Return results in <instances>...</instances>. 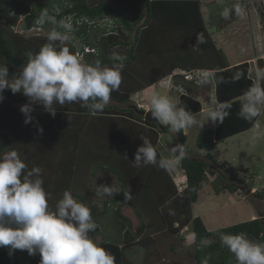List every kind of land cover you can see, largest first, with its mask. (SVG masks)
<instances>
[{"label": "trees", "instance_id": "1", "mask_svg": "<svg viewBox=\"0 0 264 264\" xmlns=\"http://www.w3.org/2000/svg\"><path fill=\"white\" fill-rule=\"evenodd\" d=\"M238 2L245 5V0H236L233 5ZM5 3L9 11L25 16L26 27L32 25L44 8L57 20L65 14L91 20L114 19L120 26L116 34L104 37L88 30L85 25L75 24L73 34L82 43L97 49V54L85 55L89 63L99 59L110 66L113 52L127 56L119 89L111 93L109 104L96 116H90L88 109L78 103L57 105L55 116L47 113L42 105H33L31 115L35 119L25 125L20 107L28 103V98L7 89L2 93L0 154L16 150L29 170L33 166L43 169L44 188L52 197L50 206H55L65 190H71L75 199L91 209L97 228L90 236L95 239L102 235L98 244L115 256L116 264H130L123 253L125 246H121V232H124L123 240L131 237L129 247L143 249L144 259L140 264H148L147 260L153 257L151 249L157 250L164 245L177 248L184 241L183 230L188 228L196 234L190 255L196 264H203L205 260L207 264H236L233 254L221 243V234L245 232L250 239L264 242V213L262 218L213 231H208L201 218L192 214L198 193L207 184L213 187L216 195L224 191L233 194L243 188L251 190L235 174L238 180L232 182L229 179L233 174L230 165L217 162L209 150L217 142L252 128L256 120H247L240 115L243 94L253 84L248 77V64L227 67L204 26L199 0H43L38 4H34V0H0V8ZM55 6L65 7L59 15H54L52 9ZM237 18L235 12L228 20L221 17L217 28L223 29ZM51 29L48 28V32ZM197 33H203L206 42L200 45L201 51L193 52L191 49L196 44ZM92 36L94 39L91 41ZM46 42L47 36L25 37L12 32L0 17V62H7L10 76L27 63L29 53H38ZM69 46L75 51L72 42ZM257 62L264 65L261 59ZM176 69L184 73H212L209 80L214 83L216 99L229 105L227 109H220L227 115L216 120L214 129L207 128L198 133L196 148L207 150L201 157L190 151L183 130L177 132L168 125L160 128L151 112L141 115L143 111L132 103L137 93L168 77L182 78L181 75H172ZM239 71L244 72V76L235 79ZM187 101H190L189 96H183L181 102ZM190 103L195 106L194 102ZM197 111L198 108L193 112ZM38 127L43 128L42 134ZM169 131H174L177 144H184L188 153L179 163L185 184L181 192H178L179 184H175L166 166L158 163L135 167L132 164L137 148L143 143L141 138L147 137L156 146L158 136ZM158 161H163L159 152ZM85 169L91 174L98 169L107 170L115 176L120 193L103 201L101 207L78 195L73 185ZM129 189L133 199L125 201L123 193ZM248 196L264 200V191ZM125 206L133 210L140 223L138 232L134 234L130 221L122 215ZM107 214L116 219L112 222L119 232L117 240L106 239L102 234L101 224L109 226V222L105 224L103 221ZM113 226L111 229L114 230ZM8 252V248H0V264L40 262L38 254L29 256L26 251L14 250L9 256Z\"/></svg>", "mask_w": 264, "mask_h": 264}, {"label": "clouds", "instance_id": "2", "mask_svg": "<svg viewBox=\"0 0 264 264\" xmlns=\"http://www.w3.org/2000/svg\"><path fill=\"white\" fill-rule=\"evenodd\" d=\"M243 11V3L238 2L225 7L220 15L228 20L233 12L242 15ZM35 24L41 29L46 24L53 26L47 32V42L38 53H29L27 63L11 76L7 62H0V102L4 100L2 93L6 89L27 97L28 103L20 107L25 125L35 119L31 115L33 105H42L52 116L56 114L57 105L72 103L87 108L90 116L102 113L110 102L111 93L121 85L127 56L113 52L110 66L99 59L89 63L69 46L76 31L71 17L57 20L44 8ZM205 42L204 34L197 33L191 50L201 51L200 45ZM249 72L254 73V82L243 94L240 115L253 120L264 113V65L257 62ZM243 76L244 72L239 71L235 79ZM198 83L202 85L206 81ZM228 107L227 102L221 103V108ZM150 112L160 124L177 132L197 123L194 114L182 106L178 98L169 95L153 93ZM226 115V111L214 110L210 119L222 120ZM37 130L43 133L42 127ZM141 139L143 143L137 148L132 163L135 167L160 163L171 168L188 154L184 144H176L169 151V160L158 161L156 146L147 137ZM116 193L120 192L113 184L95 188V196L99 198L113 197ZM123 195L125 201L133 199L130 189ZM51 199L44 188L41 167L33 166L29 170L16 150L0 154V248H8L9 256L14 250L26 251L29 256L38 254L39 264H116L115 256L90 236L97 224L89 206L76 200L71 190H65L54 207L49 204ZM190 239L195 242L194 232ZM220 241L233 254L236 264H264V242L250 239L247 233L221 234ZM203 264H207V260Z\"/></svg>", "mask_w": 264, "mask_h": 264}, {"label": "rangeland", "instance_id": "3", "mask_svg": "<svg viewBox=\"0 0 264 264\" xmlns=\"http://www.w3.org/2000/svg\"><path fill=\"white\" fill-rule=\"evenodd\" d=\"M234 1L236 0H204V2H202V11L206 17V23L208 27L211 28L212 26L214 33H216V29H218L217 25L221 19L220 13L225 7H232ZM41 2H43V0H34V4ZM238 16L239 20L237 19L226 25L223 29V34H221L224 41L229 43L227 47L238 48L239 46L243 52L248 51V54H244L247 56L243 55V58L251 57L252 48L250 44V30L251 28L254 29V27H256L258 33L257 41L259 42L260 47L258 48V53L259 55H264V0H245L244 11L242 15ZM217 33L220 32L217 31ZM93 39L94 36L91 37V41ZM228 56L231 61L232 57L230 55ZM250 77L254 78V73H250ZM146 93L148 94V92ZM153 93L169 95L173 98H175L176 94V92L172 91L170 86L166 84H156V86L152 89V94ZM147 94L146 96L145 94H142L140 96L133 97V105L137 106V104L140 103V99L144 97L146 100H149L150 104L151 95L149 97V94ZM205 95L208 96L209 100V97L212 95V91L207 90V94ZM262 114V116H264V113ZM262 116H260L257 121V129L239 137H235L222 145H218L216 149L212 150L213 155L223 158V160H226V162L232 167L233 174L229 176V179L235 183L238 178H235L234 174L237 175L241 180L249 185L251 190L248 191H250V193L264 191V117ZM195 119L197 123L191 128L186 129L184 132L187 139V145L194 152L198 151L196 148L197 131H200L203 128V124L198 121L200 117L197 116ZM205 124L206 125L204 126L208 127L209 123L205 122ZM169 132L170 133H167L165 136H162L172 138V141L170 140V148H172L176 145L177 140L176 142H173L176 139L175 133L174 131ZM163 142L166 143V141ZM225 150L226 152H224ZM93 173H96V171ZM106 175H109V173H106ZM208 179H212V177H209ZM94 180L99 183L98 186H112V184H116L115 180H106L105 174H102L101 172L95 175ZM246 191L247 189L245 188L243 190L239 189L236 193L238 199H235L233 194L226 191L224 195L218 197L220 201L216 202L215 199H217V195L214 193L213 187L210 184H207L199 191L197 202L194 205V213L202 216L206 227L211 231L217 226H230L248 221L251 214L259 217V214L264 213V200H259L248 195L246 196ZM224 198V203H226L225 208H218V205L222 203ZM96 203L101 207L102 204L100 202L96 201ZM212 217L217 218L216 220H218V224L214 225L211 223L210 218ZM134 224L136 225L135 221ZM190 232L191 230L189 228L187 230H183L182 237L185 239V236Z\"/></svg>", "mask_w": 264, "mask_h": 264}, {"label": "crops", "instance_id": "4", "mask_svg": "<svg viewBox=\"0 0 264 264\" xmlns=\"http://www.w3.org/2000/svg\"><path fill=\"white\" fill-rule=\"evenodd\" d=\"M199 1L201 2V10H202L203 9L202 8V6H203L202 2H204V0H199ZM202 14H203V20H204V23H205L204 26H205L208 34L211 36V38H212V40H213V42L215 44V47L218 50H220V52L222 53L228 68H232V67L241 65L243 63H247L249 69H252V64L254 65L255 63H257V61L259 59L263 60V62H264V55H259V53H258V51H259L258 48H260V47H259V42L257 41L258 33H257V30H256V27H254V29L251 28V30H250V33H251L250 44H251V48H252V55H251V57L243 58V55L244 54H248V51H244L243 52L239 46H238V48L227 47V45L229 43L225 42L223 36H221V34H223V32H224L223 31L224 28L223 29H216V33H214V31L212 29V26H211V28L208 27V25L206 23V17H205V14L203 13V11H202ZM237 19L239 20V18H237ZM213 27H214V25H213ZM217 31H219L220 33H217ZM253 35H255V36H253ZM228 55H230L232 57L231 61H230ZM244 56H247V55H244ZM180 71L181 70L176 69L173 72L176 73V72H180ZM176 77H177L176 79L173 78V84L176 85V86H181L185 90V93H179V92H176V91L171 89L172 91L176 92L175 98H178V100L180 101V104L182 106L186 107L188 110H190L194 114V117H197V116L200 117V119L198 121H199V123L203 124L202 130L207 129V128H213L214 129L215 125H216V120H211L210 119V113L212 111H214V110L220 111V109H221V103L216 99L214 83L209 80V81H206V84L204 83V84H202L200 86H195L194 84L191 85V84L187 83L186 81H183L182 78L179 77V76H176ZM248 77H250L249 70H248ZM251 79L254 82V78H251ZM163 81H166V79L163 80ZM163 81L159 82L158 84L162 85L161 83ZM154 86H156V84L153 85L152 87L148 88L147 89L148 91L144 90L142 92H139L134 97L140 96L142 94H145V96H146V94H147L146 92H148L149 95L148 94L147 95L150 97V95H152V89H153ZM207 90H211L212 91V95L209 97V100H208V96L205 95V94H207ZM183 96L184 97L189 96L190 101L194 102L195 106H192L190 101H187L186 103H182L181 99H182ZM137 105H139V106L141 105L142 106L140 109L144 112V114L140 113L141 115H147V113L150 112L149 100H146L145 97L141 98L140 99V103H138ZM196 108H198V111L197 112H193V111H195ZM262 115L263 114H261V116ZM259 117H257L256 120L254 121V126L252 128H250L248 130H244V131L239 132L237 134H234V135L226 138L222 142H217L216 145L209 150V153L213 156V158L217 162H220V163L221 162H226V160H223V158H220L218 156L216 157V155H213L212 154V150L216 149L218 145H222L223 143L228 142L229 140H232L235 137H239V136H241L243 134H247V133L252 132L255 129H257V121H258ZM262 117H264V116H262ZM205 122L209 123L208 127L204 126V125H206ZM202 124H199V125H202ZM162 126H164V125H162ZM202 130H200V131L198 130V131L201 132ZM198 131H197L196 137H197V135L199 133ZM184 132H185V130H183V133ZM168 133H170V132H168ZM162 135L165 136L166 134H160L158 136L156 148H157L158 152L160 153V156H161L162 160L164 161V160H169L171 158V154H170L169 151L171 149L170 147H171L172 138H167V137H164ZM184 135H185V133H184ZM163 141H166V143H164ZM173 142H176V139ZM176 144H177V142H176ZM186 144H187V139H186ZM189 149H190V147H189ZM190 151L195 156H199V157L204 156L207 153V150H198V151L194 152V151H192L190 149ZM224 152H226V150ZM166 168L171 173L175 184H179L180 186H184L185 185L184 184V179H183V172L179 168V165H176V166L171 167V168L166 166ZM231 169H232V167H231ZM85 171H86V169L83 170V172L81 174H79V177L77 178V180H75V183L73 185V189H76L75 192L78 195L86 198L89 202L94 203V204H97L96 201L100 202L101 204H103V201H105L107 199H111V198L113 199L114 198L115 194L113 195V197H107V198H99V197L95 196V188H96V186H98L99 183L94 180V177H95L96 174H98L100 172L102 174H105L106 180H108V181L115 180L116 184L113 185V186L118 190L119 187L117 186V180L111 173H109L107 170H103V169H98V170H96V173L92 172V174L89 171H86V172ZM106 173L107 174L109 173V175H106ZM232 173H233V169H232ZM237 191L233 193V196L235 197V199H238L237 198V194H236ZM225 192L226 191L218 194L217 195V199H215V201L219 202L220 200H219L218 197L224 195ZM254 198H256V197H254ZM224 201H225V198L222 200V203L218 205V208H225V204L226 203H224ZM79 202H81V201H79ZM195 204L196 203H194L193 206H192V214L195 217L201 218V220L203 221V223H204V225L206 227L205 221L202 218V216L194 213V205ZM122 215L124 217H126L130 221V223H131V232L133 234L135 232H138L140 223H139L138 219L136 218L133 210L131 208L128 209V206H125L122 209ZM259 217L262 218L263 217V213L259 214ZM107 218L109 220H107ZM255 218H257L256 215L251 214L248 221L253 220ZM216 219L217 218H215V217L210 218L211 223L214 224V225L218 224V220H216ZM115 220L116 219H114L112 214H107L104 217L103 221H105V224L107 222H109V226L107 225V227H105V225H104V227L110 229V230L104 229L103 223L100 226L101 230H102V234L105 236L106 239L112 238V239H116L117 240V236H118L119 232H118V229L114 228L113 222H112V221H115ZM134 221L136 222V225L134 224ZM244 222H246V221H244ZM240 223H242V222H240ZM112 226H113L114 230L111 229ZM230 226H232V225H230ZM224 227H228V226L227 225H223L222 227L217 226L214 230H217V229H220V228H224ZM207 230L211 231L208 228H207ZM123 233L124 232L120 233V240H121L120 242H121V246L122 245L125 246V248L123 249V251H124L123 253L126 256L127 261L130 262V264H140L143 261V259H144V251H143V249H140L138 247H133V246L129 247L128 245H129V243L132 242V239L130 237V238H125V240H123L124 239ZM190 235H191V232L185 236V239H184L183 243L180 244L177 248H173L172 249L170 246L164 245L162 247H158L157 250L156 249H151L150 251H151L153 257L151 259L147 260V263L148 264H155V263H159V264H196L195 260H193L192 257L190 256L191 252H192V245H193V241L190 239ZM95 240L97 241V243H100L102 241V235L96 236Z\"/></svg>", "mask_w": 264, "mask_h": 264}, {"label": "built area", "instance_id": "5", "mask_svg": "<svg viewBox=\"0 0 264 264\" xmlns=\"http://www.w3.org/2000/svg\"><path fill=\"white\" fill-rule=\"evenodd\" d=\"M64 5V4H63ZM65 7V6H64ZM63 8H59L55 6L52 9V14L59 15L62 12ZM0 17L2 18L3 24L9 28L12 32L23 35L25 37H37V36H47L48 28L51 29L52 25L46 24L43 29L40 26L35 24V21L32 23L30 27H26L25 25V16L24 15H17L14 11H9L7 7V3H5L0 8ZM71 17L73 25L78 26H86L88 30L98 32L100 36H108L112 34H116L118 28L120 27L117 25L114 19L109 17H103L101 19H89L87 17H75L74 14H65L61 17ZM78 41V42H77ZM75 46V51H79L83 57L85 58L86 54H97V49L95 47H91L86 45L78 39L75 34H73V39L71 41ZM77 42V43H76ZM172 75H181L184 81L191 82L195 86H200L201 84L198 83L201 80L208 81L211 77L210 72L206 71H197L193 73H184V72H176ZM162 84H166L170 86V89L179 92L185 93V90L181 86H176L173 84L172 76L168 77L166 81H163Z\"/></svg>", "mask_w": 264, "mask_h": 264}, {"label": "bare ground", "instance_id": "6", "mask_svg": "<svg viewBox=\"0 0 264 264\" xmlns=\"http://www.w3.org/2000/svg\"><path fill=\"white\" fill-rule=\"evenodd\" d=\"M173 78V77H172ZM182 79H183V77H182ZM167 80V79H166ZM184 81V80H183ZM187 82V81H186ZM191 83V82H190ZM193 84V83H192ZM137 107L140 109L142 106L140 105H137ZM185 186V185H184ZM184 186H180V185H178V187H177V190H178V192H181L183 189H184ZM248 191V190H247ZM246 191V192H247ZM246 196H247V193L245 194Z\"/></svg>", "mask_w": 264, "mask_h": 264}, {"label": "water", "instance_id": "7", "mask_svg": "<svg viewBox=\"0 0 264 264\" xmlns=\"http://www.w3.org/2000/svg\"><path fill=\"white\" fill-rule=\"evenodd\" d=\"M141 114H144V112L141 113ZM154 120H155V119H154ZM155 122L157 123V125H158L160 128H163V126L160 125V123H159L158 121L155 120ZM249 194H250V191H247V195H249Z\"/></svg>", "mask_w": 264, "mask_h": 264}]
</instances>
